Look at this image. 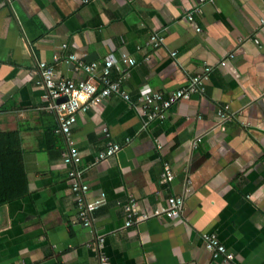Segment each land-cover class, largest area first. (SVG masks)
<instances>
[{
    "label": "crops",
    "instance_id": "obj_1",
    "mask_svg": "<svg viewBox=\"0 0 264 264\" xmlns=\"http://www.w3.org/2000/svg\"><path fill=\"white\" fill-rule=\"evenodd\" d=\"M155 33L164 46L151 47ZM110 54L135 60L111 70L130 100L106 98L66 139L42 98L39 63L83 80L79 62ZM206 67L202 94L162 120L141 116V90L167 95ZM0 132V150L22 155L27 181L23 197L0 206V264H97L87 245L99 237L110 264H264V0H0ZM108 141L121 149L95 163ZM70 147L81 154L87 203L105 197L89 227L62 162ZM165 163L174 179L161 183ZM171 196L183 199L178 217L124 226L129 200L150 213ZM203 234L234 259L213 260Z\"/></svg>",
    "mask_w": 264,
    "mask_h": 264
},
{
    "label": "built area",
    "instance_id": "obj_2",
    "mask_svg": "<svg viewBox=\"0 0 264 264\" xmlns=\"http://www.w3.org/2000/svg\"><path fill=\"white\" fill-rule=\"evenodd\" d=\"M188 20L192 21L190 14L188 15ZM197 31L200 30L197 29ZM253 42L259 44L257 39H253ZM164 43V37L158 33L152 34L149 38V44L152 48L162 47ZM171 55L175 56L176 53L172 52ZM68 60L76 61L78 58L75 54H70ZM120 63L127 67H132L135 65V60L125 54H121L119 58L110 54L101 62H91L88 64L79 62L82 71L87 75V78L83 80L59 79L55 76L52 65L45 62L39 63L38 67L41 72L44 90L42 98L52 104L51 108L58 120V133L69 140L72 127L76 123L77 117L112 95L119 96L126 102L130 100V96L122 88L121 82L111 78V70L113 68L119 69L118 66ZM220 64L223 66L225 63L221 62ZM210 70V67L204 68L202 74L191 76L188 79V85L185 88L178 89L167 95L151 92L147 89L141 90L136 100L141 116L147 122L162 120L165 117V112L175 103L190 100L193 96L202 94L205 90V82L208 79ZM61 99L64 100L59 102ZM225 110L226 108L224 110H217L216 115L220 120L228 117ZM103 132L106 136H109L106 129ZM196 141L199 142L200 139L198 138ZM126 143H129V139H126ZM120 149V144L108 141L105 148L95 156V163L112 157ZM62 162L68 167L67 179L78 208V220L83 226L89 227L91 224V214L104 203L105 197L101 195L99 199L88 203L85 200L88 185L81 180V175L84 170L81 167V154L77 149L73 147L68 148L62 154ZM173 179V171L165 163L161 174V183H168ZM182 205L183 199L181 197L171 196L165 200L164 205H159L152 212L146 213L139 212L137 203L131 199L123 206L125 216L124 226L129 228L151 217L176 218L180 214ZM202 239L206 250L211 254L213 260L223 259L225 262H229L234 259L233 254L226 249L215 234H203ZM103 242L104 238L99 237L95 244H88L87 246L93 247L97 251V264H110L109 259L98 251L102 247Z\"/></svg>",
    "mask_w": 264,
    "mask_h": 264
},
{
    "label": "trees",
    "instance_id": "obj_3",
    "mask_svg": "<svg viewBox=\"0 0 264 264\" xmlns=\"http://www.w3.org/2000/svg\"><path fill=\"white\" fill-rule=\"evenodd\" d=\"M1 136H7V132H0ZM0 136V141H1ZM11 162L1 161L8 158ZM13 161V163H12ZM16 166V167H14ZM27 181L22 165V155L9 156L3 149L0 150V206L23 197L27 193Z\"/></svg>",
    "mask_w": 264,
    "mask_h": 264
},
{
    "label": "water",
    "instance_id": "obj_4",
    "mask_svg": "<svg viewBox=\"0 0 264 264\" xmlns=\"http://www.w3.org/2000/svg\"><path fill=\"white\" fill-rule=\"evenodd\" d=\"M64 99L59 100V102H62Z\"/></svg>",
    "mask_w": 264,
    "mask_h": 264
}]
</instances>
